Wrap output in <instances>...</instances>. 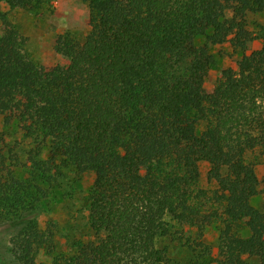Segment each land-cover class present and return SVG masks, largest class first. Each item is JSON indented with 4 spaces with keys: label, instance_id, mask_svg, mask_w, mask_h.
I'll return each instance as SVG.
<instances>
[{
    "label": "trees",
    "instance_id": "obj_1",
    "mask_svg": "<svg viewBox=\"0 0 264 264\" xmlns=\"http://www.w3.org/2000/svg\"><path fill=\"white\" fill-rule=\"evenodd\" d=\"M51 1L0 0L2 123L49 146L47 161L31 158L34 171L46 174L60 156L94 176L95 238L73 242L50 264H173L158 245L171 221L197 228L204 254L201 232L216 227L218 264H264V26L255 34L246 18L264 11V0H80L88 32L82 40L59 34L53 47L68 63L49 68L33 61L1 6ZM256 39L260 47L247 53ZM225 43L243 54L209 89V44ZM201 164L211 188L200 184ZM43 197L0 153V230L11 228L20 264L53 250V226L36 225Z\"/></svg>",
    "mask_w": 264,
    "mask_h": 264
},
{
    "label": "rangeland",
    "instance_id": "obj_2",
    "mask_svg": "<svg viewBox=\"0 0 264 264\" xmlns=\"http://www.w3.org/2000/svg\"><path fill=\"white\" fill-rule=\"evenodd\" d=\"M7 14L9 22L15 26L26 38V49L30 57L40 66L53 67L65 65L68 59L54 50V42L59 34H69L72 38L82 40L88 32L89 9L86 3L80 0H53L35 8H14L1 6ZM249 28L256 34L260 26H264V11L248 12L246 15ZM3 26L0 23V35ZM200 43L203 42L199 38ZM260 40L251 42L246 52L259 48ZM209 53L212 56V66L205 78V86L211 88L223 69H236L243 52L234 49L228 43L209 44ZM0 153L5 154L6 164L10 166L14 175L33 186L42 188L45 197L40 198L36 209V225L42 230L53 226V250L41 248L35 255L37 264H50L56 254L72 253L73 242L88 241L95 238L94 231L89 227V192L93 184L92 173H81L75 167L64 164L60 156H56L50 163L51 171L46 174L34 171L31 158L47 161L51 156L49 146L38 147L31 140L25 138L15 124L5 126L0 119ZM256 153H248L247 160L254 159ZM263 158L256 166L257 176L262 174ZM208 166L200 165L201 186L211 188L207 181ZM55 171L57 177L53 179ZM262 195L258 192L251 204L260 207ZM197 228L171 221L169 234L158 240V245L166 248L173 264H200L217 263V243L219 231L216 227L205 228L202 239L210 247V253L204 254L196 246L200 241ZM10 229L0 230V264H20L11 251ZM209 250V249H208Z\"/></svg>",
    "mask_w": 264,
    "mask_h": 264
}]
</instances>
